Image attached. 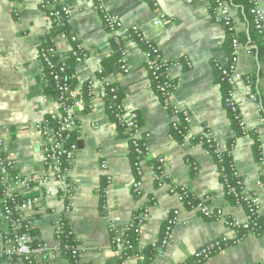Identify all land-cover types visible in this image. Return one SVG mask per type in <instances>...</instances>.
Returning <instances> with one entry per match:
<instances>
[{"label":"crops","instance_id":"obj_1","mask_svg":"<svg viewBox=\"0 0 264 264\" xmlns=\"http://www.w3.org/2000/svg\"><path fill=\"white\" fill-rule=\"evenodd\" d=\"M44 0H0V127L9 143L8 152L15 161L16 171L24 178L35 180L42 172L43 152L41 138L35 125L56 110L55 100L46 93L49 86L46 72L37 56L39 46L52 35V26L41 4ZM153 8L149 0H60L72 9L71 32L90 58L82 64L74 63L76 86L73 89L84 97L83 87L97 80L99 68L109 63L114 55L112 34L103 23V15L117 17L125 28L140 25L161 49L163 60L171 64L170 77L176 84L173 103L192 113V134L209 126L212 135L224 145L235 144L233 158L239 173L246 180V190L257 192L264 206V188L256 181L260 167L255 151L256 142L264 153V131L260 116L253 104L242 107L245 123L250 131L241 137L224 106V89L219 81L215 62L226 63L229 56V35L215 22L211 0H157ZM264 9V0H260ZM103 6V11L100 8ZM165 17L170 22L163 28H154L152 22ZM232 17L241 36L252 29L245 17L232 8ZM240 53L239 71L255 80L251 88L240 84V95L252 92L264 98V59L257 45L249 40ZM246 47L253 51L248 54ZM72 45L61 42L60 54L67 59ZM130 74L118 80L124 106L138 113L143 134L148 140L149 157L145 165L144 195L137 197L132 185L135 181L133 157L129 142L112 123L102 102L94 104V113L76 110L83 126L78 152L70 167V178L77 184L74 210L69 222L82 248L84 264H117V255L111 246V228L121 230L133 216L155 198L157 206L151 220L145 225L141 242L136 247L138 256L131 264H143L145 251L161 239L164 226L178 209L182 223L175 227L172 242L163 257L151 256L147 264H184L201 247L221 237L236 238L224 220L209 221L189 211L170 193L168 184L157 187L154 182L156 160L166 162L165 177L187 187L198 199L211 198L213 209L223 210L225 216H234L240 222L247 220L243 206H235L225 196L219 166L211 154L200 145L182 147L171 129L170 112L149 92L150 78L145 68L144 49L134 42L128 44ZM188 59L192 68L186 66ZM74 62V61H73ZM118 73L115 66L114 72ZM98 126V129H96ZM258 140V141H257ZM78 142V143H79ZM105 162L108 171L101 169ZM106 176L113 182L108 185ZM12 177L6 182L10 183ZM0 186L3 185L0 183ZM0 187V188H1ZM106 189L107 211L103 209L101 189ZM46 188L51 194L41 199L40 205L26 212L34 222L32 244L47 249L33 254L34 264H72L57 248L55 229L64 211L59 199V184L51 180ZM42 190L26 196H41ZM0 228L7 230L0 206ZM264 263V233L248 237L239 246H233L214 256L205 264H259ZM0 264H7L1 261ZM12 264H27L15 259Z\"/></svg>","mask_w":264,"mask_h":264},{"label":"built area","instance_id":"obj_2","mask_svg":"<svg viewBox=\"0 0 264 264\" xmlns=\"http://www.w3.org/2000/svg\"><path fill=\"white\" fill-rule=\"evenodd\" d=\"M99 4L102 0H98ZM215 22L222 25L229 32L230 52L226 63L215 62V67L221 75V81L225 85L224 106L230 113L232 122L236 126L241 137L250 135V131L245 123L242 107L246 104H253L257 108L260 116V125L264 131V105L259 94L252 92L248 95H240V84L246 83L253 88L256 82L249 76H243L239 71L240 53L243 49L240 42V33L237 24L232 17V5L226 0H211ZM250 6L249 14L252 25L264 41V9L260 0H245ZM153 8L158 7L157 0H149ZM41 8L47 14L52 26V35L45 45L39 46L37 56L45 72L51 76L59 91L58 99L55 100L56 110L35 125L36 134L41 138L43 152L42 172L37 179L30 180L22 177L16 171L15 161L8 152L9 143L6 140L3 130L0 127V183L3 185V195H0V206L3 218L8 226L7 230L0 228V262L5 261L12 264L15 259H21L28 263L32 260L33 254L37 251L47 249L42 244L36 249H32V239L29 235L34 231V222L26 217V212L35 209L40 205L43 197H48L51 192L46 188L47 184L54 180L59 184V199L64 204L62 219L55 229V240L57 248L64 253L71 250V247L63 243L64 240L73 236V228L69 222L70 215L74 210V198L77 192V184L70 178V167L78 152V142L82 134L83 126L78 122L75 126L74 112L85 106L84 97L79 96L67 83H63L61 74L66 71L68 63L60 54L59 44L61 42L73 46L67 55V59L74 61L75 64H82L90 58V52L83 48L78 38L71 32L72 9L62 5L60 0H44ZM103 11V6L100 5ZM169 20L165 17L156 19L152 22L154 28H163L169 25ZM103 23L112 34L115 43L122 45L119 49L120 58L117 62L118 73L106 74L104 67L99 68L97 80L87 82L88 85V109L90 114L94 113V104L102 102L112 123L120 130L124 138L129 142L130 154L133 157V169L135 181L132 190L135 196L143 197L145 165L149 157L148 140L150 136L143 134V127L139 115L135 111L128 110L120 97L118 80L130 74L129 50L127 46L134 42L137 46L144 45V63L150 78L149 92L151 97L157 98L161 104L170 112L172 117L171 129L180 132L181 146L189 145L203 146L207 151L217 158L221 180L225 191V196L234 198L235 206H243L246 210L247 220L240 222L236 217L225 216L223 210L213 209L209 196L198 199L187 187L179 186L175 182L168 183L165 177V160H156L155 175L153 177L157 187L168 184L170 193L175 196L178 203L185 206L190 204L191 197L196 198L197 204L191 206V211L198 213L203 219L209 221L224 220L227 227L233 230L237 236L234 239L221 237L197 250L192 258L184 264H205L214 256L222 253L226 249L239 246L248 237H261L264 233V206L259 200L257 192L250 194L246 190V180L239 173L238 166L233 158L235 144H221L211 132L209 126H203L201 131L192 134L191 125L193 121L192 113L188 109H181L174 104L173 94L176 84L170 77L171 64L163 60L159 46L152 41L142 26L133 25L125 28L120 19L113 16L103 15ZM58 31V29H63ZM68 28V29H67ZM247 53L252 54L253 50L246 47ZM186 66L192 68L188 59L185 60ZM75 75L70 80H75ZM160 81L159 84L153 83ZM68 99L71 103L68 104ZM75 129L77 138L67 147L68 134ZM98 129V126H96ZM260 154L256 186L258 189L264 188V153L259 147ZM225 156L232 159L229 166L230 174L235 180L230 183L228 168L225 167ZM223 164V165H222ZM104 172L108 171L105 162L101 164ZM8 177H12L10 183L6 182ZM106 182L111 185L113 179L106 176ZM41 189V196H26ZM106 187L101 189L103 198V209L107 211ZM20 200L18 202L17 200ZM157 206L155 198H150L148 204L137 212L132 220L121 230L111 228V246L118 257L124 258L122 264H131L138 256L137 253L125 255V253L136 252L137 245L141 242L143 229L151 220L152 210ZM186 207V206H185ZM258 219L263 220L262 224ZM66 222V224H64ZM182 223L181 213L178 209L174 210L167 220L161 239L152 246L154 250V260L161 258L166 253L172 242V234L176 226ZM133 231L134 236L128 238V233ZM67 232V233H66ZM76 247L72 249V264H84L81 259L82 248L80 242L74 237ZM264 264V263H259Z\"/></svg>","mask_w":264,"mask_h":264},{"label":"trees","instance_id":"obj_3","mask_svg":"<svg viewBox=\"0 0 264 264\" xmlns=\"http://www.w3.org/2000/svg\"><path fill=\"white\" fill-rule=\"evenodd\" d=\"M229 2L230 5H232V8H235L239 13L242 14L243 17H245V19L247 20L248 24L250 25V28L253 30L252 33H250V35L248 36L247 34L243 33L241 36H240V42L243 43V44H249V40H251L252 42H254L257 47H258V54H259V57L261 59H264V41L262 39V37L257 33V31L255 30V28L253 27L252 25V19H251V16L249 14V11H250V4L248 2H246L245 0H226ZM106 27V26H105ZM68 29V28H67ZM107 29V28H106ZM63 29H58L57 32L59 31H63ZM228 35H229V32L227 31ZM230 40V38H229ZM112 44H113V47H114V51H115V55L113 57V59L107 63L106 65V74H113L114 70H115V66L117 67V62H118V59L120 58V53H119V49L122 47V45H119L117 43H115V41L112 39ZM143 49H146V47L144 45H141ZM229 47H230V41H229ZM231 48V47H230ZM229 48V52H230V49ZM118 68V67H117ZM218 72V71H217ZM48 72H46V75H47V79H48V83H49V86L48 88L46 89V93L53 97L54 99H58V96H59V91H58V88L55 84V81L54 79L49 76V74H47ZM74 75V62L73 61H69L68 65H67V68H66V71L64 73L61 74V79H62V82L63 83H67L69 85V87L71 88V91L75 88L76 86V81L74 80H70V77ZM218 76H219V81L220 83L222 84L223 86V89H224V92H225V85L224 83L221 81V75L220 73L218 72ZM174 82V81H173ZM160 81L158 82H155L153 83V85L155 84H159ZM175 83V82H174ZM83 92H84V99H85V106L83 108V113L84 114H87L89 113V109H88V85L87 83L84 85L83 87ZM121 97V95H120ZM122 98V97H121ZM261 102L263 103L264 105V98H261ZM68 104L71 103V100L68 99ZM75 116V120H74V123H75V126L78 124V118H77V115H74ZM182 127H180L178 130H172V133L174 134V136L180 141H182L181 139V136H180V132L179 131H182ZM78 134H77V131L75 129H73L69 134H68V142L66 144V147L74 142L77 138ZM258 141V140H257ZM259 147H260V144L259 142H256V147H255V151H256V154H257V157H259V154H260V150H259ZM212 158L215 160V162L217 163V158L216 156H213L211 155ZM232 162V159L228 158L227 156H225V159H224V165L226 168H228V174L229 176L231 177L230 178V183L231 184H234L235 180L232 178L231 174H230V170H229V166ZM218 164V163H217ZM222 164V165H223ZM219 165V164H218ZM1 187V186H0ZM3 191H4V188L1 187L0 188V195L2 196L3 195ZM35 196V195H33ZM226 198L232 203L234 204V198L232 196H227L226 195ZM18 202H20V200L18 199L17 200ZM197 204V200L196 198H193L191 197L190 199V204L187 202L186 203V208L191 211V206L192 205H195ZM258 223L259 224H262L263 223V220L261 219H258ZM64 224H66V222H64ZM67 233V232H66ZM30 237L34 236V231L30 232L29 233ZM132 236H134V233L133 231H130L128 233V238H131ZM74 235L73 236H70L67 240L65 239L63 243H66L68 244L70 247H71V250L67 251L65 250L64 251V255L65 257L70 260V262H73L72 260V255H71V252H72V249L74 247H76V243L74 241ZM32 246V249H36L38 247V245L36 244H31ZM132 253H136V252H129V253H125V255H128V254H132ZM145 259H144V262L143 264H147L148 262V259L154 255V250L152 247H150L148 250L145 251ZM124 258L122 257H117V264H122V261H123ZM27 264H34L33 262V258L30 262H28Z\"/></svg>","mask_w":264,"mask_h":264},{"label":"water","instance_id":"obj_4","mask_svg":"<svg viewBox=\"0 0 264 264\" xmlns=\"http://www.w3.org/2000/svg\"><path fill=\"white\" fill-rule=\"evenodd\" d=\"M81 142H79L78 144H80Z\"/></svg>","mask_w":264,"mask_h":264}]
</instances>
